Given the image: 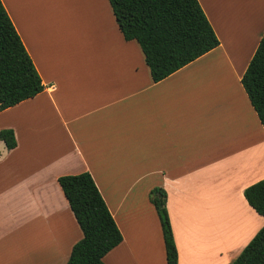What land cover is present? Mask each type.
<instances>
[{"label": "crops", "instance_id": "crops-1", "mask_svg": "<svg viewBox=\"0 0 264 264\" xmlns=\"http://www.w3.org/2000/svg\"><path fill=\"white\" fill-rule=\"evenodd\" d=\"M197 1L219 45L155 83L106 0L79 21L1 0L44 88L0 112L16 142L0 141V262L66 264L82 233L57 180L84 172L122 236L104 264H166L154 188L177 264H230L264 226L243 197L264 179V129L240 83L264 0Z\"/></svg>", "mask_w": 264, "mask_h": 264}, {"label": "trees", "instance_id": "trees-1", "mask_svg": "<svg viewBox=\"0 0 264 264\" xmlns=\"http://www.w3.org/2000/svg\"><path fill=\"white\" fill-rule=\"evenodd\" d=\"M123 40L139 46L153 82H159L205 55L219 41L197 0H107ZM240 83L264 129V33ZM43 84L0 0V112L43 91ZM7 150L13 131L0 130ZM59 187L81 230L66 264H104L103 257L122 241L92 177L62 176ZM247 204L264 217V179L243 191ZM158 217L166 264H177V250L166 210V193L149 192ZM230 264H264V226Z\"/></svg>", "mask_w": 264, "mask_h": 264}, {"label": "rangeland", "instance_id": "rangeland-1", "mask_svg": "<svg viewBox=\"0 0 264 264\" xmlns=\"http://www.w3.org/2000/svg\"><path fill=\"white\" fill-rule=\"evenodd\" d=\"M45 2H46L45 0H40V3L42 4V6H40L38 9H39V13H41V14H44L45 11L48 10L50 12V14H57V15H61V16L67 15L69 17L74 18V20L79 21V14L78 13L83 12V11L81 12L79 9H83L84 12H89L91 10H97V12L100 13V10L98 7H96V8L90 7L91 2H88L89 5H87L86 0H47L48 7H46ZM83 2H85V4H83ZM108 8L110 9L109 6H108ZM89 26H90V24H88V27ZM84 27L86 28L85 23H84ZM213 57L214 56H212L211 59ZM0 264H10V263L3 261V262H0Z\"/></svg>", "mask_w": 264, "mask_h": 264}]
</instances>
